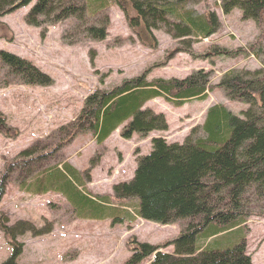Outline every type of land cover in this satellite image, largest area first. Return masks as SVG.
Returning <instances> with one entry per match:
<instances>
[{
  "label": "rangeland",
  "instance_id": "1",
  "mask_svg": "<svg viewBox=\"0 0 264 264\" xmlns=\"http://www.w3.org/2000/svg\"><path fill=\"white\" fill-rule=\"evenodd\" d=\"M219 7L218 0H188L185 8L193 15L201 16L207 9L215 14L217 30L207 38L175 40L161 28L152 31L153 47L142 45L129 29L127 17H132V13L125 16L111 2L105 11L106 18L94 21L95 26L107 21V36L103 41L82 40L71 21L42 28L27 26L23 19L30 6L0 19V50L29 61L50 80L43 86L24 85L14 82L0 68V178L8 172L6 166L12 164L0 200V215L8 228L21 223L30 230L16 236V244L22 246L16 264H124L139 244L159 248L164 254L172 252L166 246L178 236L180 225L161 226L141 220L136 216L137 202L115 199L112 188L129 182L137 160L150 152L152 139L181 144L192 133L195 137L201 135L209 108L221 105L232 116L242 118L246 104L229 100L216 87L204 101L191 100L181 107L162 98L154 99L143 109L164 116L165 132L133 134L125 140L121 138V127L102 144H96L86 131L54 150L55 154L48 160L39 157L55 147L59 130L65 129L63 133L69 130L89 95L110 92L144 72L150 81L182 80L202 71L209 86L214 87L228 72L260 70L259 61L250 55H211L212 48L244 51L258 37L254 23L241 20L238 10L224 16ZM73 40L76 42L67 43ZM33 148L36 151L31 158L37 159V165L59 162L62 166L66 162L72 166L75 175L64 168L67 173L64 178L81 195L101 201L103 209L111 212V218L76 216L61 189L59 180L64 179L56 172L53 177L58 179L54 186L51 184L54 187L51 191L41 196L34 185L32 189L31 176L35 171L28 173V167L23 164L31 158L22 153ZM68 183H64V188L70 192ZM243 228L208 238L205 246L221 250L235 246L244 238L252 264H264V219L250 217ZM8 242L0 230V264L10 256L12 248ZM150 260L145 259L141 264Z\"/></svg>",
  "mask_w": 264,
  "mask_h": 264
},
{
  "label": "trees",
  "instance_id": "2",
  "mask_svg": "<svg viewBox=\"0 0 264 264\" xmlns=\"http://www.w3.org/2000/svg\"><path fill=\"white\" fill-rule=\"evenodd\" d=\"M109 1L125 16L132 13V17H127L129 29L142 45L150 44L151 47L154 46L152 31L161 28L172 39L178 40L207 38L219 25L215 14L208 9L201 16L193 15L185 8L188 0H0V19L30 6L23 19L27 26L42 28L71 21L82 40L103 41L107 36V21L95 24L106 18ZM218 1L222 15L228 16L238 10L241 20L254 23L258 37L244 51L212 48L211 55H250L259 61L260 70L228 72L214 87L209 86L207 75L202 71L182 80L158 78L150 81L146 80L147 73L144 72L123 81L110 92L89 95L69 130L65 133L62 132L65 129L59 130L58 137L62 139L56 138L55 147L39 157L46 161L55 154L54 150L86 131L94 137L96 144H102L125 123L121 131V138L125 140L133 134L165 132L164 116L143 109L154 99L162 98L181 107L191 100L204 101L216 87L229 100L247 105L241 112L242 118L232 116L221 105L209 108L201 135L195 137L192 133L181 144H167L162 138L152 139L150 152L137 160L131 180L113 186L115 199L137 202L136 216L141 220L161 226L180 225L178 236L166 246L172 249L171 253L164 254L158 251L159 248L139 244L134 246L124 264H141L148 258H152L149 264H252L244 238L235 246L221 250L209 249L205 240L244 229L243 225L250 217L264 219V0ZM62 37L67 41L66 36ZM73 42L76 41L67 43ZM0 68L7 71L14 82L24 85L43 86L50 82L29 61L2 50ZM35 151L33 148L22 154L31 158ZM36 162L37 159L31 158L23 165L28 167L29 174L35 171L30 175L31 188L34 185L38 194L42 196L54 188L51 184L54 186L58 179L53 177L56 172L64 179L59 180L61 189L76 216L111 218V212L103 209L101 201L81 195L67 182L64 168L75 175L68 163L40 166ZM11 165L6 166L8 172ZM8 172L0 178V200L8 182ZM64 183H68L70 192L65 190ZM2 219L0 215V230L9 239L12 250L1 264H16L22 254V246L15 242L16 236L30 230L21 223L8 228Z\"/></svg>",
  "mask_w": 264,
  "mask_h": 264
}]
</instances>
